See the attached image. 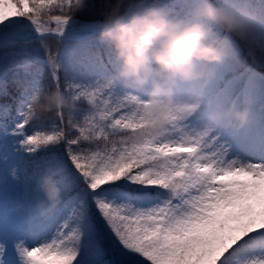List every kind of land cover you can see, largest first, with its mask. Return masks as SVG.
<instances>
[{"label":"snow or ice","instance_id":"snow-or-ice-1","mask_svg":"<svg viewBox=\"0 0 264 264\" xmlns=\"http://www.w3.org/2000/svg\"><path fill=\"white\" fill-rule=\"evenodd\" d=\"M64 5L69 11L75 7L72 0H0V25L18 27L26 18L38 34L59 33L69 15L52 17L57 27L50 29L38 17ZM83 87L75 86L77 99L87 97L94 111L78 127L79 137L67 139L78 177L69 174L62 157L54 155L51 162L65 173L66 182L79 179L84 187L50 239L38 246L29 244L56 224L61 210L47 218L33 211L31 177L24 169H11L12 185L6 175L0 176L3 189L11 193L0 195V240L17 241L19 264H98L105 250L96 239L100 221L89 212V198L120 246L117 264H264V161L226 159L214 136L193 133L174 115L169 116L163 139L145 132L142 140L130 142L127 134L144 128L140 98L127 91L117 94L108 86L109 97L117 99L115 104L102 101L100 108L96 91ZM28 96L20 102L22 118L10 130L16 156L48 149L67 138L62 128L24 131L30 121L24 116ZM81 137L96 150L74 153L72 146ZM8 158L5 152V162ZM3 252L0 244V255ZM0 264L14 262L0 259Z\"/></svg>","mask_w":264,"mask_h":264},{"label":"clouds","instance_id":"clouds-1","mask_svg":"<svg viewBox=\"0 0 264 264\" xmlns=\"http://www.w3.org/2000/svg\"><path fill=\"white\" fill-rule=\"evenodd\" d=\"M82 3L83 0H74L75 9ZM256 23L248 8L234 6L232 0H192L184 18H170L147 0H115L98 30L100 41L110 48L116 62L113 74L105 78L106 86L119 85L129 94L146 84L150 86L146 97H139L138 111L144 128L130 131L129 141L142 140L145 132L153 139H163L170 115L184 120L198 114L202 126L190 129L197 135L208 133L220 123H247V109L231 104L209 105L195 89L179 98L173 89L178 82L210 75L209 65L222 63L231 54L227 36L218 34L213 25L224 33L247 39ZM77 100L67 86L64 90L38 88L27 98L24 116L30 120L45 112H71ZM63 186L64 176L59 169L43 174L38 183L43 199L32 203L33 211L41 218L51 215Z\"/></svg>","mask_w":264,"mask_h":264},{"label":"trees","instance_id":"trees-1","mask_svg":"<svg viewBox=\"0 0 264 264\" xmlns=\"http://www.w3.org/2000/svg\"><path fill=\"white\" fill-rule=\"evenodd\" d=\"M241 1L232 0V3L234 5V3H240ZM149 2L164 10L170 18L186 17L192 5L184 6L182 2H175L168 6L169 2L166 3L163 0H150ZM114 3L115 0H85L79 9L85 7L83 11L86 12L81 13L82 10L74 12L78 9L74 8L72 13L79 15V21H81L80 19L92 18L104 20L105 14ZM57 9V6H55L41 12L38 19H44L56 14ZM87 14L92 15L88 17L86 16ZM42 25L49 29L57 27L55 23H42ZM213 27L218 34L227 36L231 50V54L225 58L229 63L223 64L218 69L222 78L215 83V89L211 93V97H217L221 90L229 89L234 91L239 86L240 79L245 72L257 71L264 75V20L256 23L247 39H240L236 36L231 37L216 28L215 25ZM0 53L11 55L0 65V176L6 175L9 185H12L15 181L10 175L11 169L13 167L24 169L28 176L31 177L29 191L33 203L35 200L43 199L38 189V183L43 174L56 169L51 162L54 155L63 158L71 176L78 177L75 166L72 165L68 155L67 139L79 137L78 127L84 126V117L91 115L94 107L87 97H81L77 100L75 109L71 112L62 111V116L55 112H45L36 118L30 119L24 129L27 134H33L37 130L49 132L55 127L62 128L67 133V138L60 144L48 149H42L33 154L21 153L16 156L14 155L16 141L11 137L10 130L22 118L18 114L20 102L26 98V95H30L32 91L38 88L51 89L59 86L61 90H64L67 86L69 91L72 90L73 94L78 95L74 90L75 86L82 85L84 87L81 90L96 91V99L100 108H103L102 101L104 100H109L115 104L117 97H109L107 94L108 86H106L105 78L113 74L116 62L110 48L100 41L98 34L71 41L62 40L54 36H43L31 41L5 44L0 47ZM0 57L2 59L4 56L0 55ZM50 57L53 58L52 63L49 62ZM53 64L56 65L55 68ZM53 72L56 73L55 81L53 80ZM149 87L146 84L131 91L143 99L146 97ZM112 91L120 94L129 90L121 89L119 85H114ZM100 93H103V95ZM227 106L228 102H224V107ZM113 116L115 117V113H113ZM183 123L188 127L187 122ZM6 135H8V138L5 137ZM100 143L102 145L103 141ZM72 147L74 153L96 150L94 143L85 141L82 137L79 139L78 144ZM5 152L9 154L7 162L4 159ZM62 174L64 176V186L56 206V209L61 210L57 215L56 224L49 228V231L40 236L38 240L29 241L30 245L35 244V246H38L40 242H44L54 235L55 227L67 217L71 211V204L74 198L84 187L82 180L76 179L75 182H66L65 173L62 172ZM5 194L11 195V193H6L3 185L0 184V195ZM91 204L95 218L100 221L102 230V238L97 235L96 239L105 250L104 254L98 258V264L103 260L106 261V264H117L120 259L117 249L120 246L114 234L111 233L106 222L103 221L95 208L92 200ZM16 242L15 240L10 243L0 240V244L5 247H10L11 245L15 247ZM104 244L107 245L106 248ZM145 264H150V262L145 261Z\"/></svg>","mask_w":264,"mask_h":264},{"label":"rangeland","instance_id":"rangeland-1","mask_svg":"<svg viewBox=\"0 0 264 264\" xmlns=\"http://www.w3.org/2000/svg\"><path fill=\"white\" fill-rule=\"evenodd\" d=\"M85 0H83L84 2ZM157 1V0H154ZM164 2H169V5L174 4L175 2H182L184 6H188L192 4V0H163ZM74 5V0H72ZM150 3V2H149ZM237 3H234V6H236ZM244 6L249 9L255 15L256 18H262L264 16V0H251L250 2H244L242 1L240 6ZM57 13L50 15L44 19H39L40 23H56L52 17L54 16H63L65 14L69 15V18H73L74 20L79 21L78 14H73L72 11H74V8H72L71 11H69L68 5H64L62 7L57 6ZM76 9L74 12H78V10H82L81 13L86 12L85 7H82L81 9ZM71 12V13H70ZM92 14H87L86 16L91 17ZM181 17V16H179ZM77 18V19H76ZM24 21L21 24L30 22L27 21L26 18H21ZM83 20V19H80ZM95 20L99 19H86L85 22H82L81 27L86 26L88 22H97ZM10 25V24H9ZM8 25H0V29H3ZM231 37H234V35L229 34ZM77 37H74L72 39H76ZM2 45H0L1 47ZM0 65L5 62L7 58H9L11 55L0 53ZM208 78V76H207ZM206 88H209V82H206V78L202 80L200 86L195 84V81L192 82H178L177 86L173 89V94L176 97L183 98L184 95L190 90L195 89L198 90L200 93H203ZM149 90V88L147 89ZM221 96H226L224 93H221ZM228 97V96H226ZM264 98V80L260 77H258L257 74H249L244 81L241 83L240 87L237 89V91L234 94H231L229 96V101L232 102L233 105L239 102H251L255 100H262ZM253 101V102H254ZM209 105H216L217 102H211L208 101ZM264 105V104H260ZM258 108V109H257ZM257 108H251L247 106L250 118L249 120H256L259 123V128H262L264 125V107H257ZM198 115V114H197ZM193 114L186 118H189L190 128L192 127H201L202 126V120L198 118V116ZM263 117V118H262ZM263 120V121H262ZM186 121V120H185ZM245 125H232L229 123H220L211 128L208 132L209 136H214L216 141L219 143L220 147L224 151L225 158L226 159H234L239 162H262L264 161V143H257L253 141V139H250L246 132L244 131ZM253 138V137H252ZM261 160V161H260ZM1 259L13 261L14 264H18L15 262L12 257L9 255L3 256ZM100 264H106V261L103 260Z\"/></svg>","mask_w":264,"mask_h":264},{"label":"bare ground","instance_id":"bare-ground-1","mask_svg":"<svg viewBox=\"0 0 264 264\" xmlns=\"http://www.w3.org/2000/svg\"><path fill=\"white\" fill-rule=\"evenodd\" d=\"M96 28L95 26H93V24H88L86 26H84L81 31H88V30H92ZM6 32H8L9 36L11 35V37L13 36H25L28 34V29H22L20 27H13L11 25H9L6 29Z\"/></svg>","mask_w":264,"mask_h":264},{"label":"water","instance_id":"water-1","mask_svg":"<svg viewBox=\"0 0 264 264\" xmlns=\"http://www.w3.org/2000/svg\"><path fill=\"white\" fill-rule=\"evenodd\" d=\"M45 34H55V33H52V32H46ZM4 34L2 32H0V39L3 38Z\"/></svg>","mask_w":264,"mask_h":264}]
</instances>
